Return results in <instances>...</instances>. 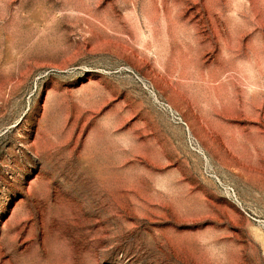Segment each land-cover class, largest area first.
<instances>
[{"label": "rangeland", "instance_id": "obj_1", "mask_svg": "<svg viewBox=\"0 0 264 264\" xmlns=\"http://www.w3.org/2000/svg\"><path fill=\"white\" fill-rule=\"evenodd\" d=\"M229 188L264 218V0H0V264H264Z\"/></svg>", "mask_w": 264, "mask_h": 264}, {"label": "built area", "instance_id": "obj_2", "mask_svg": "<svg viewBox=\"0 0 264 264\" xmlns=\"http://www.w3.org/2000/svg\"><path fill=\"white\" fill-rule=\"evenodd\" d=\"M163 107L166 111H168L173 117L177 118L179 121L180 118L178 117V114L176 112H174V110L171 108L170 105L168 104H163ZM189 139L191 140V142H193L196 146H198L196 138L192 135L189 134ZM228 193L231 195V197L233 198L234 202L239 205L240 207H242L241 202L239 201V199L237 198V196L235 195L233 189L229 188ZM243 211L245 212L244 208L242 207ZM249 217H251L252 220H254L255 222H257L259 224V226H261L264 229V218H258L256 214H249V212H245Z\"/></svg>", "mask_w": 264, "mask_h": 264}]
</instances>
